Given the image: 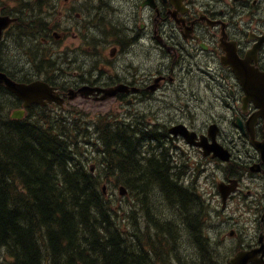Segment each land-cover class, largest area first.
<instances>
[{"label": "flooded vegetation", "instance_id": "1", "mask_svg": "<svg viewBox=\"0 0 264 264\" xmlns=\"http://www.w3.org/2000/svg\"><path fill=\"white\" fill-rule=\"evenodd\" d=\"M37 5L38 8L28 6L33 12L29 33L23 36L19 53L13 58L9 57L13 48L10 40L15 32L11 28L5 31L0 42V71H8L7 75L18 79L41 67L48 71L53 85L67 101L73 90L78 99L102 102L107 91L124 85L114 100L121 107L120 118L127 115L130 122L118 118L114 122L118 127L135 130L130 139L144 142L137 146V155L134 153L131 161L139 158L143 163L147 159L157 164L156 169L166 164L172 170L178 169L171 159L155 161L145 152L160 144V139H167L168 144L178 145L176 156L184 155L187 139L169 134L180 124L198 134L194 144H219V149L230 154L226 177H235L247 186L246 196L257 212L259 233L264 236V155L254 145L264 144V117L248 100L245 87L231 67L223 63L228 52L238 59L246 58L264 34V1L39 0ZM136 46L151 51L148 63L121 67L119 54L126 51L130 56L129 48ZM250 58L251 66L264 70V44L257 52H251ZM9 61L11 69L7 67ZM206 67L210 73L216 71L213 67L221 69L216 71V82L211 85L213 96L208 102L204 87L198 86L193 92L187 86L179 88L184 78L198 75ZM156 77H160L159 91L153 87ZM182 96L187 98L181 99ZM186 100L190 111L187 120L179 114L184 115ZM57 114L71 124L81 121L74 113ZM187 147L189 157L207 163L221 162L214 151L205 153L199 145ZM243 192L241 187L239 193ZM128 193L136 191L128 189ZM207 206L210 219L221 217L215 208ZM228 225L231 222L225 226ZM210 239L214 240L211 228Z\"/></svg>", "mask_w": 264, "mask_h": 264}, {"label": "bare ground", "instance_id": "2", "mask_svg": "<svg viewBox=\"0 0 264 264\" xmlns=\"http://www.w3.org/2000/svg\"><path fill=\"white\" fill-rule=\"evenodd\" d=\"M6 72L8 73V71ZM6 72L3 73L0 71V73L3 74H6ZM66 114L73 113L66 112ZM123 116L127 118L126 123L130 122L127 115ZM4 118H6L5 114L0 113V121ZM109 119L114 126H117V123L114 122V118L111 117ZM101 123L104 124L102 128L98 127ZM8 126L12 128L11 125ZM6 127L0 130V144H10V134L7 133L9 130L6 129ZM47 128L49 127H36V125L35 127H20L21 131L30 129L36 130L39 138L41 139L38 142L40 147L45 144H59L62 146L56 151L53 149V146L45 149V154L52 153L53 155H47V157L42 156V159L39 157L34 164L31 162L26 163L27 159H19L18 153L15 152H12L13 163L10 161V158L6 156L4 163L3 154L7 152L6 145L0 150V182H3L4 180L9 181L11 183V187L9 191L7 190L8 194L11 193L13 196H16L15 198L10 196L12 200L11 202L9 201V204L7 203V208L10 211H15L17 214H25V219L22 217L23 215L20 217L17 215L15 220L18 222V226L27 228L26 233L28 236L30 235L33 227L41 220L42 224L39 223L38 229L35 230L37 233L43 232L44 234L51 235V232L48 234L44 231L48 228H53L54 232L51 236H56L59 234L58 231L60 230L58 227L68 225L70 227L68 236H73L78 233L79 228H84V232L87 234V239L90 244H100L101 248H107L108 246H106V244L111 246L113 245L112 247L114 250L120 254V248H123L133 257L142 256L144 258V262L142 264H198L199 261H202L203 257L210 260V257L206 255H203L202 257V255H199L198 252L193 250V244L191 242V238L193 236L188 234L189 232L187 233V231L182 228L183 226H175V223H179L184 220V218L180 216L181 213L177 210L173 211L178 208V201L170 194L172 187L177 188V183L181 179L177 169L172 170L171 167L167 166V164L165 167L156 169L157 164L155 162L145 159L148 168L151 171H148V173L152 174L153 172H156L157 174H155V176L160 178V180L155 179L156 184L154 187H147L148 190H146V186H144L143 190L142 185L145 181L144 180L140 183L139 190L134 194L128 193V188L124 184L123 186L118 187V194L119 196H122L120 199H115L109 192H103L104 196L102 192L96 193L102 190V188L96 186L102 182L101 171L103 168L110 167L113 170V176L111 179L113 182L124 180V183L127 182L130 184L134 175H128L127 177L123 176L125 168H123L120 163L119 165H114L116 161L113 159L111 150L100 149V152L104 151V156L101 153V155L97 157V160H94L92 156L87 154L85 155V152L88 151V147H83L85 151L75 150L72 154H68L71 150L69 147L73 146L70 144L79 143L78 140H74V137L80 129H86L93 134L110 135L107 137V140H109L110 143L116 142L114 138L119 135L112 134L113 132L108 130L104 120H101L97 126L90 121L81 120L75 126L67 125L62 128L54 129L52 132L44 131V129ZM71 130L74 134H72ZM72 137L74 141L69 142ZM90 143L91 144L88 145H93L94 147L98 145L96 142ZM19 144L28 145L25 138ZM25 147L26 146L23 148ZM121 148H123L122 152L125 154L129 150L135 149L134 153L137 155L136 148H134L132 144L127 143L126 146H121ZM67 155L69 158L68 164L59 168L63 158L67 157ZM79 156L87 157L82 161L80 160V163H74L73 160ZM91 161L94 162L91 166H89ZM1 175L7 178L2 177ZM41 176L48 179L47 187L55 193L52 200L58 205L54 204L53 207L55 208L57 205L61 210V214L59 213V218H57L58 222H61L60 226L51 224L49 226L45 223V219L49 216L48 213L45 214L44 217L37 215V218H34L33 215L27 212L30 206L29 201L36 198V194L44 191L40 190V185H32V183L38 181V178ZM80 176H83L81 187L75 185L76 181H79L77 178ZM94 181H97V183ZM162 181H164V184ZM72 182L74 185L71 184ZM16 187L18 189L21 188L25 192V198L17 197L19 195V191ZM2 188L4 187H1L0 185V194L5 195L4 191L6 190H3ZM135 197L140 201L139 206L134 202ZM182 208L184 210H196L205 218L208 216V206L204 200H198V202L192 206L184 205ZM51 211V209L48 210L51 217H53L54 214L52 215ZM69 218H71V220ZM190 220H192V217H190ZM21 221L28 223L29 226H26ZM207 221L211 222L212 220L208 217ZM129 225H131V229H129ZM202 226L204 227L206 225ZM64 229L65 227H63V230ZM201 230H203V228H201ZM163 232L168 234V238L166 240L174 246L173 248H175L176 251H173L164 244L165 241L162 238ZM202 238L206 241H214L210 239V227L204 229V235ZM7 239H10L12 242L7 243V241H9ZM18 240L19 238L14 235V232L7 237L0 239V251L6 248L11 250L14 254L15 252L21 254L23 249L21 248L22 245H19L21 242ZM76 240L77 239H74V241ZM69 243L74 244L73 241H69ZM214 245L216 246L215 241ZM189 246H191L189 248V252L184 253V250ZM0 264H4V261L0 260Z\"/></svg>", "mask_w": 264, "mask_h": 264}, {"label": "trees", "instance_id": "3", "mask_svg": "<svg viewBox=\"0 0 264 264\" xmlns=\"http://www.w3.org/2000/svg\"><path fill=\"white\" fill-rule=\"evenodd\" d=\"M22 50H25V49H22ZM8 64L10 66V61ZM2 107L3 106H1V108ZM105 123H106L108 130L113 132L112 134H117L121 136V137L118 136L119 138L118 137L114 138L116 142L110 143V141L107 140V137H109L110 135H106V134L95 135L90 132L87 135L85 134V132H87L86 129H80L78 133L75 135L74 140H78L80 142V139L85 138L89 142L93 143V142H98L100 137L103 138L105 142V146H106L105 150L107 149V150L112 151L113 159L114 161H116L114 165H119L120 163V165L123 168H125L126 174L125 172H123V176L127 177L128 175H134V178H137L134 180L133 183H130V184L127 182L124 183V180H121L118 182H113L112 180H110L116 185V187L123 186L125 184V186L130 191L137 192L140 188V183L143 182L144 180L145 181L142 185V188L146 186V190H148L147 187L149 188L154 187L156 184L155 179L160 180V178L155 176V174L157 173L153 172L152 174L151 173L149 174L148 171L149 172L151 171L148 168L147 163L146 162L141 163V160L139 158L135 162L131 161V157L134 154L135 149L129 150L126 154L122 152L123 148H121V146H124V145L126 146L127 143L132 144L134 148H137L138 145L141 146L144 144V143H141L140 140L134 141L130 139V136L134 134L135 130L114 126L111 123L109 118L106 119ZM8 125H11L12 128H10ZM35 125L36 127L37 126L49 127L47 129H44V131L46 132H52V130L54 129L62 128L67 125L75 126V124H71L67 121H63L59 119V117L57 116H49V115L37 116L35 113H32V117L26 118L24 120H15V119H11L10 117L6 116V118L0 121V130L4 129L7 126L6 129L9 130L7 133L10 134V144H0V150L4 148L5 145L7 148V152L4 153L5 155L3 154L4 163H5V156L10 158V161L13 163L12 152H15V153H18L19 159L24 158V159H27L26 163L31 162L34 164L36 163L37 158L39 159V157L40 159H42V156L47 157V155H53L52 153L45 154L46 152L45 149L49 148L50 146H53V149L56 151L62 147L59 144H45L42 147H40L38 142L41 139L39 138V135L36 130L34 129H30L26 131L20 130V127H24V126L35 127ZM72 134H74V132H72ZM24 138L28 145L19 144L20 142H22ZM74 140L72 137L71 140H69V142H72ZM70 145H73V146L69 147L71 148V150L68 152V154H72V152L75 151V147H79L77 150H82L81 147H85L84 144H82L81 146H78V144H70ZM24 146L26 147L23 148ZM86 153L87 152H85V155ZM78 158H75L73 160L74 163H80L82 161L80 157ZM68 161H69V158L67 155V157L63 158L62 162L60 163L59 168L66 166L68 164ZM112 176H113V170L110 167L103 168L101 171V177H103L104 181L102 180V182L96 187L102 188L103 182H105V180L109 178L112 179ZM2 177H5V176H2ZM39 178L41 181L39 180ZM39 178H38V181L33 182L32 185H40L41 186L40 190H44V191L39 192L38 194L35 195L36 198H33L32 200L29 201L30 206L27 212L33 215L34 218H37V215H41L44 217L45 214L48 213L49 216L47 219H45V223H47V225L49 226L50 224L60 226L61 222L60 221L58 222L57 218H59L58 215L59 213L61 214L60 212L61 210L57 206L58 204L56 202H53L52 200L53 196H55V193H53L51 189H48L47 187L48 179H45L42 176ZM77 179L79 181H76L75 185L81 187L83 176H80ZM94 182L97 183V181H94ZM162 183L164 184V181H162ZM71 184L74 185L73 182ZM0 185L1 187L5 188V189L2 188L3 190H6L4 191L5 195L0 194V239L7 237L8 235L14 232V235L17 238H19L18 241L21 242L19 243V245H22L21 248L23 249V251H21V254H18L17 252H15L14 254L11 250L6 249V248L2 249L0 251V260L4 261V264H142L144 262V258L142 256L133 257L129 255L123 248H120L121 250V254H120L114 250V248L112 247L113 245L111 246V245L106 244V246H108L107 248H101L100 244L99 245L90 244L87 239V234L84 232V228L78 229V233L76 234H80V237H78L77 240L74 241V239L76 238H73V236H68L69 229H70L68 225H62L58 227L60 228V230L58 231L59 234L56 236H51L52 233L54 232L53 228H48L49 230L47 229L44 231L48 234L51 232V235L44 234L43 232L37 233L35 230L38 229V224L41 223V220H40V222L33 227V229L30 232V235L28 236L26 233L27 228L18 226L17 225L18 222L17 220H15V217H17V215L19 217L23 215L22 217L25 219V214H22V215L21 213L17 214L15 211H10L7 208L8 207L7 203L9 204V201L11 202L12 200L10 196H13V194L11 193L8 194V191L11 187V183L7 180H4L3 182H0ZM183 186L184 185L182 184L179 185L177 183L178 189L176 187H172V191L170 193L171 195L174 196L175 199L176 197H178L179 200L181 198L183 202L181 203L182 206L184 205L192 206L196 202H198V200H202L200 195L197 194L195 190L193 189L191 190V188L189 189ZM114 187L115 186H109V188H114ZM18 191H19V195L17 196L18 198L26 197L25 192L21 188L18 189ZM101 192L103 194L104 192L103 188L102 190L96 193H101ZM13 197L15 198L16 196H13ZM54 204H57L55 208L53 207ZM49 209L52 210L51 214L52 215L54 214L53 217H51L50 213L48 212ZM189 216L192 217V220H190ZM181 217L184 218L183 220L184 222L182 221L183 225L179 224V227L183 226L182 228H184L187 231V233L189 232L188 234L193 236L191 238V242L193 244V250L198 252L199 255H202V257L203 255L210 257V260L208 258L203 257L202 261H199L198 264H212V263L219 264L218 257H217L218 255L217 253L215 254L216 250L214 251V248H212L211 242H207L206 240L202 238V236L204 235V229L207 228V226H204V227L202 226V225H206L205 224L206 218L202 214L197 212L196 210H184L182 207H181ZM69 219L71 220V218ZM21 222H23L26 226H29L28 223L24 221H21ZM177 225L178 223H175V226ZM63 227H65L64 230H63ZM201 228H203V230H201ZM165 233L166 232L162 233V238L166 241L168 237L166 236ZM7 240H9L7 241V243L12 242L10 241V239H7ZM69 241L71 242L73 241L74 244H70ZM173 251H176V250H173ZM34 253H36L37 256L39 257L37 260H36V256H34Z\"/></svg>", "mask_w": 264, "mask_h": 264}, {"label": "rangeland", "instance_id": "4", "mask_svg": "<svg viewBox=\"0 0 264 264\" xmlns=\"http://www.w3.org/2000/svg\"><path fill=\"white\" fill-rule=\"evenodd\" d=\"M82 107L83 108H86L88 111H90L89 114L91 115V117L92 118H95L94 109H91L90 108V107H93L92 104L86 102V103H83V106ZM112 118L116 119L118 117L115 116V117H112ZM89 133H90V131L85 132V134H87V135ZM80 142H82L86 147H88V151H87L86 154L89 155V156H91V153L95 149V147L93 145H88V144H91V143L88 140L84 139V138H82L80 140ZM80 142L77 143L78 146H81L82 145V144H80ZM140 142L141 143H144L142 141H140ZM78 148L79 147H75V150H77ZM81 149L85 151V149L83 147H81ZM93 162L94 161H91L89 163V166H91ZM215 169L216 170H215L214 173L216 174V179L214 181H211L212 176H213L212 172L211 173H206L201 178H199V179L196 180V185L199 187L201 193L206 198L208 204H210V202H211V194H210V191L212 190V187L211 186H213L215 184L216 180L220 178V171L217 170L218 169V166L217 165L215 166ZM109 186H115V187L114 188H109ZM102 188H103V191L104 192H110L111 196H113L115 199H120L122 197V196H119V194H118V192H119L118 191V186L116 187V185L113 182H111V181H105V182H103ZM127 219H131V218H127ZM238 219H240V224L241 225H244L245 224V222H246L245 221V217H238ZM211 220H212L211 222H212V226H213V228L211 226L212 231H213V235L215 237L221 236L224 233L226 235L224 237V240H223L222 245L223 246H227V245L232 246V245H234L235 241L233 239H231V238L228 237V232H229V229L231 227H235V226L237 227L238 226L237 225V222H235L233 220H230V219L228 220L227 217H220L217 220L212 217ZM211 222H210V224H211ZM230 222H231V225L225 226V225L229 224ZM129 226H130L129 229H131V225H129ZM165 234L168 237V234L167 233H165ZM244 236H245V233H244ZM78 237H80V234L73 235V238H76L77 239ZM164 244L167 245L172 250H175V248H173L174 246L171 245L167 240L165 241ZM190 247L191 246H189L187 249H185L184 250V253H188ZM229 250H230L229 248L225 249L224 251L222 250L223 251L222 256H224L227 253H229ZM216 253L218 255L220 253V249H217L216 252H215V254ZM34 256H36V260L39 258L36 253H34ZM218 260L220 261L219 255H218Z\"/></svg>", "mask_w": 264, "mask_h": 264}, {"label": "water", "instance_id": "5", "mask_svg": "<svg viewBox=\"0 0 264 264\" xmlns=\"http://www.w3.org/2000/svg\"><path fill=\"white\" fill-rule=\"evenodd\" d=\"M10 19L8 17H0V35L2 29L8 25ZM231 63L235 66V70L238 74H240V70L237 69V63L239 62L232 54L230 55ZM0 82L7 83L8 87L11 88L13 91L17 92L23 99L30 100V101H40L43 97L46 98H53L52 90L43 83H35L30 86L19 85L11 82L5 76L0 75ZM252 85V83L250 82ZM249 85V84H248ZM251 85L249 87L253 88ZM249 258L247 255L242 254L241 260L238 264H246V261Z\"/></svg>", "mask_w": 264, "mask_h": 264}]
</instances>
